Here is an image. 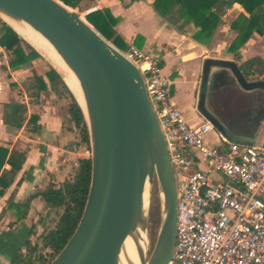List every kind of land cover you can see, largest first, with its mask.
<instances>
[{"label": "water", "instance_id": "obj_1", "mask_svg": "<svg viewBox=\"0 0 264 264\" xmlns=\"http://www.w3.org/2000/svg\"><path fill=\"white\" fill-rule=\"evenodd\" d=\"M0 13L52 47L77 79L84 101V108L79 105L90 139L89 195L74 234L50 264H171L177 185L161 127L136 66L59 0H0ZM221 87L264 92V80L247 81L235 61L204 59L203 94ZM210 120L232 143L257 144V137L237 136L215 118ZM154 185L161 218L151 248L149 205Z\"/></svg>", "mask_w": 264, "mask_h": 264}, {"label": "crops", "instance_id": "obj_2", "mask_svg": "<svg viewBox=\"0 0 264 264\" xmlns=\"http://www.w3.org/2000/svg\"><path fill=\"white\" fill-rule=\"evenodd\" d=\"M155 1L85 0L82 5L88 6L87 12L93 8L107 9L117 19L114 30L126 44V49L130 43H134L138 49L158 60L163 75L171 82L169 92L172 101L189 124L196 125L203 119L210 120L208 113H211L222 127L240 137H257L256 145H263L264 101L254 105L246 101L241 102L238 98L239 95L264 96L263 91L248 92L237 87H221L203 94L201 89V74L206 58L235 61L241 70L242 65L252 58L260 57L264 61V35L258 32H255L238 51L230 52V46L237 37V32L231 29V24L240 14L249 16V13L240 4H234L222 16V24L208 47L194 40L193 36L198 29L192 26L185 33L179 32L172 23L160 16L154 8ZM0 19L9 25L1 17ZM32 47L40 57L33 60L28 67L11 68L10 52L0 46V146L27 150V159L17 180L4 196L0 197V264H10L12 256L30 237L31 228L36 226L37 236L42 234L47 227L39 234L38 229L46 222V218L54 214L40 199H34L26 218L18 220L10 210L9 201L21 203L36 190L43 189L50 180L64 181L70 177L73 168L77 167L78 159L85 157L81 153L82 147L75 145V133L63 130L60 109L68 105L69 101L58 99L50 86L49 90L41 95L37 106L28 105L29 115L34 112L40 115L41 131L38 134L25 130V125L20 130H13L4 124L5 105L12 101L28 104L26 91L35 76L44 75L49 67L61 75L50 62L44 63L42 54ZM248 77L253 81L264 80V74ZM223 96H226L225 100L234 101L243 111H251L248 118L250 128L243 126L238 129L234 125L231 126L230 122L221 120L212 111V98ZM217 131L220 132L218 129ZM215 138L214 133L211 134V140L214 141ZM19 181L21 184H18Z\"/></svg>", "mask_w": 264, "mask_h": 264}, {"label": "built area", "instance_id": "obj_3", "mask_svg": "<svg viewBox=\"0 0 264 264\" xmlns=\"http://www.w3.org/2000/svg\"><path fill=\"white\" fill-rule=\"evenodd\" d=\"M120 52L143 78L175 176L171 264H264V146L232 143L209 119L189 124L158 60L134 43ZM85 153L91 157V149Z\"/></svg>", "mask_w": 264, "mask_h": 264}, {"label": "trees", "instance_id": "obj_4", "mask_svg": "<svg viewBox=\"0 0 264 264\" xmlns=\"http://www.w3.org/2000/svg\"><path fill=\"white\" fill-rule=\"evenodd\" d=\"M59 1L71 9H79L85 0ZM234 4H240L249 13V16L240 14L231 24V29L237 32V37L230 46V52L235 53L255 32L264 35V0H156L154 8L179 32L185 33L192 26L198 29L193 36L194 40L209 47L222 24V16ZM85 18L118 50L126 49V44L114 30L117 19L107 9L86 14ZM0 46L10 52L11 68L26 67L40 57L31 45L1 19ZM241 68L247 76L255 74L262 76L264 61L260 57H255L246 61ZM49 86L58 99L69 101L68 105L60 109L63 130L75 133L77 147L90 148L88 127L83 111L62 76L52 67H49L44 75L35 76L30 83L26 91L28 104L12 101L5 105L4 124L13 130H20L25 125V130L38 134L41 131L40 115L37 112L29 115L28 105L37 106L41 95L49 90ZM26 159L27 150L0 146V197L4 196L15 183ZM91 176V157H82L78 159L77 167L73 168L70 177L64 181L50 180L43 189L36 190L21 203L9 201L10 210L18 220L26 218L34 199H40L45 207L55 214L53 225L46 228L42 234L37 236L36 226L31 228L30 237L36 236L35 241L30 237L26 239L23 247L12 256L10 264H50L56 258L74 234L83 215ZM18 184H21V181Z\"/></svg>", "mask_w": 264, "mask_h": 264}, {"label": "rangeland", "instance_id": "obj_5", "mask_svg": "<svg viewBox=\"0 0 264 264\" xmlns=\"http://www.w3.org/2000/svg\"><path fill=\"white\" fill-rule=\"evenodd\" d=\"M68 7V6H67ZM70 8V7H68ZM71 9V8H70ZM73 11H76L79 13V15L86 19V12L88 10V6L82 5L79 9H72ZM124 51V50H123ZM44 63H49V60L44 56ZM30 66V65H28ZM27 66V67H28ZM226 96H223L222 98H212V111L217 114V116L221 120H226L230 122V125L236 126L238 129L245 126L246 128L251 127V123L249 122L248 118L250 117L251 111H243L240 106H238L234 101L232 100H225ZM239 101L241 102H250L254 105L259 104L264 101V96L262 94H256L253 96H242L239 95ZM223 99V100H222ZM251 104V105H253ZM253 107V106H252ZM243 111V112H242ZM90 148L82 147L81 153L87 157L88 155L85 153ZM82 157V156H81ZM160 211H161V205H160V196L157 189V186H153L152 193H151V199H150V205H149V240L150 245L155 243L156 237L159 231L160 226ZM53 215V216H52ZM50 215L48 218L45 219V223L40 226L38 229V234L44 231L45 227L49 228L53 225V219L55 217V214ZM57 217V216H56ZM53 218V219H52ZM36 236H31V240L35 241Z\"/></svg>", "mask_w": 264, "mask_h": 264}, {"label": "bare ground", "instance_id": "obj_6", "mask_svg": "<svg viewBox=\"0 0 264 264\" xmlns=\"http://www.w3.org/2000/svg\"><path fill=\"white\" fill-rule=\"evenodd\" d=\"M0 17L6 21L10 26H12L21 36H23L27 41H29L32 46H34L42 55H44L49 62L61 73L64 78L65 83L79 102V104L84 108V101L82 93L79 87V83L73 73L67 68L60 57L52 49V47L38 34L34 33L29 28H22L19 24L14 22L8 16L0 13ZM129 249L134 254L132 244L129 242Z\"/></svg>", "mask_w": 264, "mask_h": 264}, {"label": "flooded vegetation", "instance_id": "obj_7", "mask_svg": "<svg viewBox=\"0 0 264 264\" xmlns=\"http://www.w3.org/2000/svg\"><path fill=\"white\" fill-rule=\"evenodd\" d=\"M244 75H245V74H244ZM245 77H246L247 81H249V82L253 81V80H251L248 76L245 75ZM237 89H242V88H241V87H239V88L237 87ZM208 116H209V118H210V117L215 118L211 113H208ZM153 245H154V243H153L150 247L152 248Z\"/></svg>", "mask_w": 264, "mask_h": 264}]
</instances>
